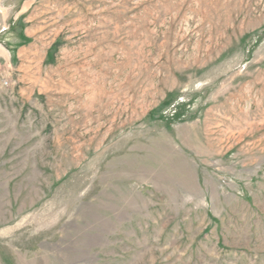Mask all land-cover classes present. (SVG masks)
Listing matches in <instances>:
<instances>
[{"label": "rangeland", "instance_id": "rangeland-1", "mask_svg": "<svg viewBox=\"0 0 264 264\" xmlns=\"http://www.w3.org/2000/svg\"><path fill=\"white\" fill-rule=\"evenodd\" d=\"M0 264H264V0H0Z\"/></svg>", "mask_w": 264, "mask_h": 264}, {"label": "built area", "instance_id": "built-area-1", "mask_svg": "<svg viewBox=\"0 0 264 264\" xmlns=\"http://www.w3.org/2000/svg\"><path fill=\"white\" fill-rule=\"evenodd\" d=\"M0 84L4 87L8 86V82L5 79V77L3 76V71L0 69Z\"/></svg>", "mask_w": 264, "mask_h": 264}]
</instances>
